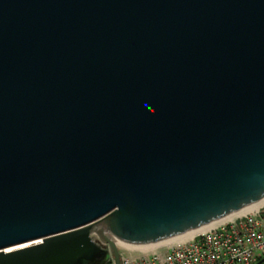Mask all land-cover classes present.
Masks as SVG:
<instances>
[{
  "label": "water",
  "instance_id": "water-1",
  "mask_svg": "<svg viewBox=\"0 0 264 264\" xmlns=\"http://www.w3.org/2000/svg\"><path fill=\"white\" fill-rule=\"evenodd\" d=\"M262 200L264 0H0V264H121Z\"/></svg>",
  "mask_w": 264,
  "mask_h": 264
},
{
  "label": "built area",
  "instance_id": "built-area-1",
  "mask_svg": "<svg viewBox=\"0 0 264 264\" xmlns=\"http://www.w3.org/2000/svg\"><path fill=\"white\" fill-rule=\"evenodd\" d=\"M264 205L213 225L183 242L167 243L121 264H256L264 257ZM121 253V252H120ZM114 264V261H111Z\"/></svg>",
  "mask_w": 264,
  "mask_h": 264
},
{
  "label": "bare ground",
  "instance_id": "bare-ground-1",
  "mask_svg": "<svg viewBox=\"0 0 264 264\" xmlns=\"http://www.w3.org/2000/svg\"><path fill=\"white\" fill-rule=\"evenodd\" d=\"M263 205H264V200H262V201H260V202H257V203H255V204L249 206V207H246V208H244V209H242V210H240V211H238V212H236V213H234V214H232V215H230V216H227V217H225V218H223V219H220V220H218V221H216V222H214V223L208 224V225H206V226H204V227H201V228H199V229H197V230H195V231H192V232H190V233H188V234H186V235H183V236H181V237H179V238H176V239H174L173 241H171V242H169V243L186 241L187 239L191 238V237H192L193 235H195L196 233H200V232L206 230L207 228H209V227H211V226H213V225H217V224H221V223L228 222V221H230V220H233L235 217H238V216L245 215V214H247V213L253 212V211L259 209V208H260L261 206H263ZM21 247H22V246H19V247H16V248H11V249H8V250H6V251H12V250H15V249H18V248H21ZM149 250H150V249H149ZM147 251H148V250H147Z\"/></svg>",
  "mask_w": 264,
  "mask_h": 264
},
{
  "label": "crops",
  "instance_id": "crops-1",
  "mask_svg": "<svg viewBox=\"0 0 264 264\" xmlns=\"http://www.w3.org/2000/svg\"><path fill=\"white\" fill-rule=\"evenodd\" d=\"M262 212L264 213V207H263V209H262ZM154 249H156V248H152V249H150V250L148 249V251L145 250V251H140V252H125V251H122V250H120V252H121L122 255H127V256H132V257H134V256H140L141 254H144V253L151 252V251L154 250Z\"/></svg>",
  "mask_w": 264,
  "mask_h": 264
},
{
  "label": "trees",
  "instance_id": "trees-1",
  "mask_svg": "<svg viewBox=\"0 0 264 264\" xmlns=\"http://www.w3.org/2000/svg\"><path fill=\"white\" fill-rule=\"evenodd\" d=\"M261 259H262V258L258 259V260H257V262H256V264H264V261H262V262L258 263V262H259ZM106 264H111V262H110V261H108Z\"/></svg>",
  "mask_w": 264,
  "mask_h": 264
}]
</instances>
